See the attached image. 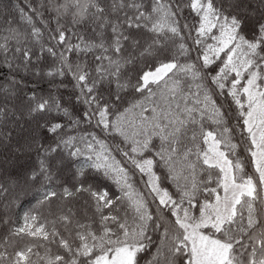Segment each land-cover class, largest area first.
I'll use <instances>...</instances> for the list:
<instances>
[{
  "label": "snow or ice",
  "instance_id": "snow-or-ice-1",
  "mask_svg": "<svg viewBox=\"0 0 264 264\" xmlns=\"http://www.w3.org/2000/svg\"><path fill=\"white\" fill-rule=\"evenodd\" d=\"M0 264H264V0L0 13Z\"/></svg>",
  "mask_w": 264,
  "mask_h": 264
},
{
  "label": "trees",
  "instance_id": "trees-1",
  "mask_svg": "<svg viewBox=\"0 0 264 264\" xmlns=\"http://www.w3.org/2000/svg\"><path fill=\"white\" fill-rule=\"evenodd\" d=\"M17 2H19L21 5H23L24 0H0V13H5V12L10 13V12H12V6L14 4H16ZM34 2H35V0H34ZM16 19L18 20L19 18L16 17ZM5 71H6V69H5ZM140 179L141 178H140L139 175H137L135 177V180H136L138 186L142 187V185L139 184ZM164 187H168L171 190V186L167 183V181L164 182Z\"/></svg>",
  "mask_w": 264,
  "mask_h": 264
}]
</instances>
